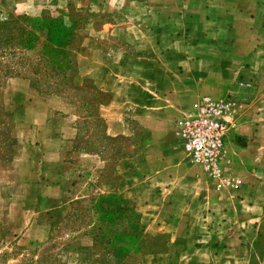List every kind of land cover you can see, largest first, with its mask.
Wrapping results in <instances>:
<instances>
[{"label":"crops","instance_id":"crops-1","mask_svg":"<svg viewBox=\"0 0 264 264\" xmlns=\"http://www.w3.org/2000/svg\"><path fill=\"white\" fill-rule=\"evenodd\" d=\"M46 12L81 18L73 83L109 97L96 108L103 133L133 150L112 163L77 150L76 116L18 77L3 86L14 161L51 178L43 191L57 200L81 175L109 173L99 193L135 203L140 231L167 241L149 264H264V0H0V16ZM204 97L234 106L217 177L186 159L174 132Z\"/></svg>","mask_w":264,"mask_h":264},{"label":"rangeland","instance_id":"rangeland-1","mask_svg":"<svg viewBox=\"0 0 264 264\" xmlns=\"http://www.w3.org/2000/svg\"><path fill=\"white\" fill-rule=\"evenodd\" d=\"M45 14L54 17L50 12ZM9 15L0 16V21ZM80 19L73 13L71 18L63 19L65 25L78 30L73 41L75 45L84 35ZM17 51L0 57V103H3V107L0 104V264H107L109 257L102 249L98 251L103 254L98 257L102 262L95 260L92 240L87 235L90 222L80 218L79 214L111 176L107 172H98L97 175V170L91 174L92 178L91 175H81L74 189L61 200H57L50 190L44 192V188H49L51 178L32 175L24 167L30 168V163L25 164L21 159L14 161L18 129L13 127L9 107L4 104L3 86L7 80L18 78L15 75L19 74L37 80L34 84L40 88L38 92L51 100V105L58 107L64 104L65 113L76 116L77 150L100 152L104 160L112 163L121 156V152H132L131 143L121 138L110 140L104 137L103 124L95 116L98 96H94L90 84L81 93L64 89V86L54 83L49 71L39 72L36 54ZM35 72L38 76L33 75ZM20 121L22 123L26 119L21 117ZM41 197V205L33 207L36 199ZM129 204L138 225V208L133 202ZM142 241L141 246L132 251L127 264H149L151 256L163 252L167 242L162 236L142 238ZM110 260L117 264L116 259Z\"/></svg>","mask_w":264,"mask_h":264},{"label":"trees","instance_id":"trees-1","mask_svg":"<svg viewBox=\"0 0 264 264\" xmlns=\"http://www.w3.org/2000/svg\"><path fill=\"white\" fill-rule=\"evenodd\" d=\"M77 32L74 26L65 25L62 17L55 18L43 14L42 17L31 18L10 14L0 21V57L9 52L15 54L16 50L36 54V67H40L39 72L43 74L44 70L49 71L54 77V83L64 86V89L81 93L90 84L94 96H98L96 101L98 107L106 104L109 97L98 91L89 80H85L79 86L73 83V78L77 73L75 56L79 44L75 45L73 41ZM33 75L38 76V73L35 72ZM15 77L28 79L33 88L40 92V88L34 84L37 80H32L23 74L15 75ZM0 104L3 107L2 101ZM95 116L104 127L97 112ZM104 137L112 139L105 135ZM114 192L116 191L107 194L98 193L97 196L91 197L88 207L80 211L81 217H79L84 218L83 220L88 219L87 221L90 222L87 235L92 240V253L98 263L102 262L98 259L103 255L98 253L102 249L109 257L107 264H113L110 260L112 258L116 259L117 264H127L132 251L139 248L143 242L142 238H147V236L141 233L139 223L137 225L134 220L129 207L130 201L118 192Z\"/></svg>","mask_w":264,"mask_h":264},{"label":"built area","instance_id":"built-area-1","mask_svg":"<svg viewBox=\"0 0 264 264\" xmlns=\"http://www.w3.org/2000/svg\"><path fill=\"white\" fill-rule=\"evenodd\" d=\"M249 86L248 83H240ZM233 102L202 98L174 122V132L186 159L213 177L219 176L227 164L225 142L228 135L226 117Z\"/></svg>","mask_w":264,"mask_h":264}]
</instances>
